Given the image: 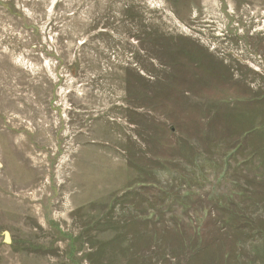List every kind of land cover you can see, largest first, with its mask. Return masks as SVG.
<instances>
[{
    "label": "rangeland",
    "instance_id": "obj_1",
    "mask_svg": "<svg viewBox=\"0 0 264 264\" xmlns=\"http://www.w3.org/2000/svg\"><path fill=\"white\" fill-rule=\"evenodd\" d=\"M0 264H264V0H0Z\"/></svg>",
    "mask_w": 264,
    "mask_h": 264
},
{
    "label": "water",
    "instance_id": "obj_2",
    "mask_svg": "<svg viewBox=\"0 0 264 264\" xmlns=\"http://www.w3.org/2000/svg\"><path fill=\"white\" fill-rule=\"evenodd\" d=\"M9 234L7 232L4 233V243H9Z\"/></svg>",
    "mask_w": 264,
    "mask_h": 264
}]
</instances>
